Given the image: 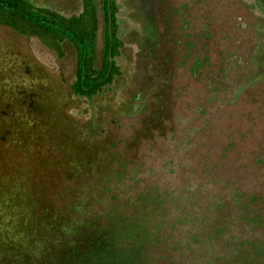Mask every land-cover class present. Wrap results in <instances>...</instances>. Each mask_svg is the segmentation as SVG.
<instances>
[{"label":"rangeland","instance_id":"rangeland-1","mask_svg":"<svg viewBox=\"0 0 264 264\" xmlns=\"http://www.w3.org/2000/svg\"><path fill=\"white\" fill-rule=\"evenodd\" d=\"M29 2L64 15L82 3ZM115 2L120 73L90 97L70 90V44L58 57L0 23V209L31 204L40 224L7 250L27 259L43 239L46 264H76L64 248L72 233L58 225L113 215L146 240L111 264H215L221 234L191 235L223 217L235 223L240 210L221 202L235 193L257 195L255 209L264 200V0ZM96 234L80 229L75 254L85 259Z\"/></svg>","mask_w":264,"mask_h":264},{"label":"trees","instance_id":"trees-1","mask_svg":"<svg viewBox=\"0 0 264 264\" xmlns=\"http://www.w3.org/2000/svg\"><path fill=\"white\" fill-rule=\"evenodd\" d=\"M81 1V10L78 13L64 15L52 9L33 6L29 0H0V23L12 27L19 33L37 36L45 45L54 49L58 57L64 54L63 45L70 44L74 54V74L70 90L76 96L90 97L98 93L102 87L109 85L114 76L120 73L115 57L119 54L122 40L117 34L115 0H100L101 56L99 64H96L97 9L94 0ZM245 194V192L235 193L230 197L232 198L230 201H221L226 208L236 205V209L240 210V217L235 223H228L223 217L216 219L218 223L214 221L210 228L191 235L193 240L198 242V240L207 241L221 234L223 248L215 264H264V200L259 206L257 205L258 209H255L254 206L259 197L248 194L246 201ZM7 205L10 206V213H4L0 209V264H6L9 261L7 258L13 251L15 252L9 261L11 264H27L29 261L31 264H46L50 253L43 239L35 242L34 250L28 254L27 259H24L25 252L21 248L9 251L18 245L26 244L28 237L19 233H25L30 227L35 228L40 224L33 220L31 204L29 207L21 202ZM261 208L263 209L260 210ZM229 213L227 212L226 215ZM80 216L76 224L72 221L58 225V228L65 233L68 230L72 233L64 248L68 259L76 264H82L84 259L83 256L75 254L78 247L76 236L80 229L91 228L97 232L96 235L101 234L96 239L95 249L91 250L87 254L88 258L84 259V261L88 259V264L125 262L124 253L132 248L130 244L134 243L132 246L138 247L146 240L144 231L127 228L123 221L120 223V219L113 215H106L105 224L99 222V218L96 220L90 216L87 217L86 214H80ZM122 223L126 226L125 230L124 225L121 227ZM231 226H235L238 229L237 232L232 233L234 231L230 229ZM13 228L16 229L15 238L6 233L8 229ZM225 231H228L227 235H222Z\"/></svg>","mask_w":264,"mask_h":264}]
</instances>
